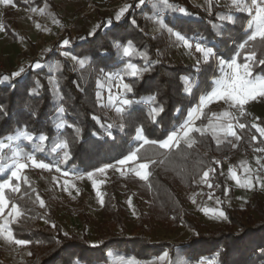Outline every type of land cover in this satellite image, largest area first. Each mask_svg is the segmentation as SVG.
<instances>
[{
	"label": "trees",
	"instance_id": "trees-1",
	"mask_svg": "<svg viewBox=\"0 0 264 264\" xmlns=\"http://www.w3.org/2000/svg\"><path fill=\"white\" fill-rule=\"evenodd\" d=\"M13 1L20 6L51 5L50 0ZM179 7H183L187 14L178 11ZM157 13L163 14L167 27L174 32L208 46L217 56L227 60L233 57L237 46L245 38L249 19L243 11L230 13L234 22L221 19L215 12L209 13L187 0H168V6L164 5L163 0H153L151 5L146 3L140 12H128L119 21L116 20L118 12L115 10H106L102 20L93 21V16H84L76 21V36L66 46L69 57L55 54V49L51 47L43 58L22 67L24 72L20 76L13 77L14 72L8 70L0 71V140L25 127L36 136L43 134L47 136V141L44 150L38 152L36 157L47 163L60 160L54 146L66 140L69 158L59 164L61 171L85 174L123 159L137 143L134 137L139 127L143 128V135L149 140L165 139L184 122L189 110L197 105L199 94L211 88L217 71L212 67L211 73H206L205 67L201 70L199 66L181 61L177 63L171 55L166 54V45L158 42L165 37L156 39L145 28L146 16ZM70 24H65V27ZM129 42L134 52L131 57H125L122 47ZM252 47L250 45L241 53V61ZM255 51L256 60H264V48L256 45ZM78 60H84L85 67L78 69ZM36 62H42V67H31ZM127 63L140 67L147 63L150 68L138 77L125 75L124 82L129 83L132 90L123 92V96L131 103L124 106L122 113L115 112L113 122L106 113L113 106L102 105L97 99L98 88L94 79L112 83L108 75L123 73ZM203 75L205 81L201 80ZM253 75L264 77V64L255 63ZM4 77L9 79L5 80ZM153 107H162L163 111L153 117L150 111ZM239 121L246 127L243 130L236 127L237 134L242 137L243 133L252 132L257 143L264 148V136L252 127L253 123L245 117ZM195 123L198 126L207 121L199 118ZM57 125L62 126L58 128ZM259 125L264 127V117L259 119ZM194 138L196 143L192 148L181 144L179 150L171 153L151 144L144 145L140 156L155 159L158 163L150 165L148 182L130 179L136 181L132 184L139 195L143 192L148 194L147 197L143 196V202L146 198L150 200L145 201L146 209L135 204L139 224L146 225L149 223L146 220H151L157 214L156 221H161L165 228L170 226L171 221L174 222V229L181 224L186 225L191 231L186 239L175 244L152 242L142 233L129 234L126 225L114 220L113 223H118L120 227L114 232L110 228L112 234L91 242L81 217L76 219L77 224L74 221L75 224L68 231L59 226L56 234L47 232L40 225L43 220L55 221L48 208L52 199L40 192L34 181L27 177L21 194L14 202L24 215L10 223L17 239L30 241L28 246L32 255L20 264H115V261L123 258L149 262L167 249L171 250L169 264H173L176 254L187 261L205 259L211 264H264V177L258 176V169H264V156L254 153L248 158L240 156L241 152L234 155L232 162L249 166L254 171L251 175L254 186L248 189L251 194L245 205H237L233 201L228 203L227 199L234 190L227 178L228 168L224 163H214L213 157L219 155L228 158L240 146V140L228 137L217 146L209 132L203 137L194 133ZM232 144L236 147H232ZM18 147L24 152H32L36 144L21 141ZM53 151L55 153L51 155ZM11 152L12 149L4 157L3 163L11 157ZM161 160L164 163H159ZM208 168H215V172H211L213 187L209 188L208 193L219 201L227 216L226 221L216 228L202 225L196 214L186 210V205L191 201L183 193L186 186L197 191L202 172ZM8 175L6 171L4 176ZM37 195L44 201V207L40 206ZM106 195L107 200L110 194ZM108 199L112 201V194ZM117 200L119 209L114 214L129 216L130 211L120 204L119 197ZM111 206V203L105 202L104 207ZM144 229L150 230L149 226ZM2 257L0 250V264H19Z\"/></svg>",
	"mask_w": 264,
	"mask_h": 264
},
{
	"label": "rangeland",
	"instance_id": "rangeland-1",
	"mask_svg": "<svg viewBox=\"0 0 264 264\" xmlns=\"http://www.w3.org/2000/svg\"><path fill=\"white\" fill-rule=\"evenodd\" d=\"M50 1L51 5L47 4L43 6H38L36 4L29 6H20L14 1L12 5H4L2 2H0V28L3 29L0 30V71L8 70L10 72L15 73L25 65H30L35 59L43 58V54L47 51V49L51 47L55 49V54L58 53L64 55V53H66V46H63V41H72L76 36L75 23L76 21H78L76 20V18L87 10L89 0ZM152 1L153 0H142L141 3L140 0H109L108 3L107 0H102L100 1L101 3L97 4V6L106 10L119 6L120 8L115 10L117 12H119L120 9L125 7L126 5L130 6L128 7L127 12L124 14L126 15L128 12H140L146 3L147 5H151ZM187 1H189L195 6H200L202 9L208 10L209 13L215 12L217 15H219V17H230L231 12L241 11L233 6L232 0ZM180 9L184 10L183 7H179V10ZM106 10L103 11L96 9L92 14L88 16H93V21L102 20L103 14ZM145 19V28L148 32L152 33L156 37V39L161 36L165 37L163 41L160 38L158 42L160 44L163 43L166 45V54L171 55V58L175 62L178 63L181 61V63L184 64H192L193 66H199L201 67V70L205 67L206 73H211L210 71L213 67L217 71L215 78L219 75V59L223 58L224 60H227L225 59V57L217 56V54L214 52L215 55L209 58L207 62H205L201 54L195 51V43L197 42L192 41L194 46L191 50H189L181 46L180 42L176 41L175 37L171 35L168 31L171 28L169 26L167 27L162 13H160L159 15L157 13L151 16H146ZM61 20H64L66 23L71 24L68 27H65V24L62 23ZM157 20L161 21V23H157ZM37 25H39V27H37ZM204 46L209 48L206 45ZM64 56L69 57V55ZM198 60L200 61L199 63H197ZM40 64H42V62H40ZM83 67H85V65L81 66L77 61V68L81 69ZM201 80H206L205 75L201 76ZM94 83L98 88L97 94L99 93L102 97V99L99 100L100 103L102 105H110L108 104L107 100V89L109 87H112L113 93H115L117 91V89L113 87L115 82L113 81L112 83H104L99 81L98 79H94ZM205 93L203 92L199 94L196 104L199 103L201 96ZM120 94L122 98H125L123 96L122 90L120 91ZM111 106H113V109H110L109 112L106 113L113 121L114 114L116 112L115 107L119 106V104H114ZM224 111L232 112L234 115H236L237 120H240V118L245 117L250 120L253 124H256L260 127L259 119L261 117H264V99H258L249 102L245 106V114L242 116L239 115L235 109L230 108L229 105L226 104L224 101L213 102L203 110L204 116L200 117V119L202 118L203 121L206 120L207 123H201L198 124V126L203 127L209 124V122H211L212 124L226 123L227 121L217 120V118L213 117L212 115V113H216L217 115H219ZM208 114L211 115L207 119ZM232 122L234 125H236L237 123L236 120H233ZM207 132L211 134V129H209ZM243 134L240 139V146L235 149V152L230 153V156L228 158H223L219 155H215L213 157V160L218 161L219 164H226L228 168L227 178L229 183L234 188L233 193L231 192L232 196L227 199V202L230 203L231 201H233L237 205H245L251 193L248 188H242L237 186L235 181L231 178V164L238 165L241 168V178H243V176L245 175L242 168V166L244 165H239L237 163L232 162V158L235 154H237V152H241L240 156H248V158H250L254 153L259 154L260 157L264 156V153L255 151L256 148L262 147H260L259 143H257V138L255 140L252 139V132H250L249 134ZM220 139H225L222 133L220 134ZM54 153L55 151H53L51 155ZM139 161L145 162L144 160ZM7 163L9 162L5 161L4 164L7 165ZM114 164L116 165L118 164V162L109 163L106 165ZM106 165H103L91 172L80 174V176H78L77 178H73L71 175L65 177L63 174L59 176L40 178L36 176L37 168L29 166V168L24 171L23 175L31 178V180L34 181L35 186H37L40 192H42L47 198L52 199L50 201L51 206H49L48 208L52 213L50 215L55 219V221L46 222L43 220L41 221L40 227L47 232L56 234L58 232L59 226H62L64 230L68 231L71 229L70 227L75 224L74 221L76 222V219L81 217L86 228V234L91 242H96L102 236L112 234L110 228L114 232L117 227H120L118 223H113L114 220L126 225L127 232L129 234L142 233L144 236H147L149 239H151L152 242L156 243L165 242L175 244L186 239L189 236L191 231L187 228L186 225L181 224L177 229H174L172 228L174 227V222L171 221L169 224L170 226H168V228H165V226H162L163 224L161 221H156L158 218L157 214L154 215L149 221L144 219L149 222L146 225H141V223L139 224V221L136 220L137 211L135 208V204L138 203L137 205H139L143 209H146L147 206L145 205V203L149 202L150 200L146 198V200H144L143 202V198L147 197L148 194L146 192H143L139 195L135 189V185L132 184V182L135 183L136 181L130 180L135 178L139 179L135 175L134 171L127 170L131 167L135 168V166L129 164L121 165V168L118 170V168L116 167L105 168ZM246 167L249 168V166ZM100 168H105V171H98V169ZM249 169L250 171L247 173V175L253 176L254 171H252L251 168ZM89 173L93 174L91 179L88 176ZM175 179L178 180L177 177ZM209 180L211 182V172L209 174ZM65 181H68V184H65ZM93 181L96 182L99 191L103 196V205H101L99 202V197L97 196V188L93 186ZM14 183L20 184V192L11 193L10 191L6 190L5 193L8 197H11L12 195V197L10 198L9 206L5 209V218H8L10 220V223L11 218L8 217V211L10 210L12 203L15 202L17 196L21 194L23 190L24 181H15ZM197 189V191H193L190 190L188 186H186V189H184L183 193L188 197V201H191L190 203H188V205H186V210L188 212L191 211L196 214V216L202 222V225H205L208 228H216L217 226L221 225L222 222L226 221V219L218 218L217 216L213 215V211L222 210L221 204L218 203L216 198L211 197V195L208 193L209 187L206 184L201 183V185H199ZM106 193V196H108V194H112V201L108 199L110 195L106 200ZM117 197L120 198V204L126 206L127 209L130 211L129 216L126 214L123 216L121 215V217L114 214L116 210L119 209V206L116 204L118 203ZM129 200L131 201V203H129ZM193 200H195V203H193ZM107 201L113 206H111L110 208L104 207L105 202ZM203 208H207L212 211H210L208 214H205L204 211L201 210ZM53 225L55 227H53ZM146 226H149V231H145L144 228ZM0 250H2L3 252V259L19 264L29 256L28 245H13L3 240V238H0ZM170 251V249L165 251L166 253H168V258L167 261L164 262V264H169L168 262H170ZM157 258L158 257L154 258L149 262L144 261V263L160 264V262L157 261ZM129 260L131 259L123 258L115 261V264H125V262ZM173 260V264H187L189 262L186 259H181L177 254L176 256H174Z\"/></svg>",
	"mask_w": 264,
	"mask_h": 264
},
{
	"label": "snow or ice",
	"instance_id": "snow-or-ice-1",
	"mask_svg": "<svg viewBox=\"0 0 264 264\" xmlns=\"http://www.w3.org/2000/svg\"><path fill=\"white\" fill-rule=\"evenodd\" d=\"M4 5H12L13 0H0ZM142 3V0H140ZM165 6H168V0H163ZM233 6L238 8L239 10L245 12L249 17L246 24V36L242 40L241 43L237 46L236 52L230 60H224L223 58L219 59L218 64V73L219 75L212 81V86L209 91L203 94L199 100V103L189 110L187 117L184 122H182L178 128L174 129L170 132L165 139L162 141L149 140L143 135V128H137L136 136L134 137V141L137 143L134 147H132L129 153L118 161L120 165H127L131 162H136L143 159L145 162H140L136 164L135 168L129 169L130 171H134L135 175L142 181L148 182L149 176L151 175L149 168L151 164L158 163L157 160L149 158L147 156L141 157L140 152L144 145H154L159 149L165 150L166 153H171L173 150H179L181 144H184L187 148H192L196 143V139L193 137V133H198L201 137H203L206 132L211 129V134L213 139H215L217 146H219L222 141L220 139V134L222 133L225 138L233 137L236 141L241 139V136L237 134L235 128L238 126L240 130L245 129L246 125L244 123L239 122L237 120L236 115L232 112L224 111L217 115L216 113H212L213 117H216L217 120L227 121L226 123H217L209 124L200 127L197 126L195 121L203 116V110L209 106V104L217 101H224L229 105L230 108L235 109L239 115L245 114V106L251 102L258 99H264V77H256L253 75V67L255 63L264 64V60H256V51L255 46L258 45L261 48H264V0H232ZM128 7L125 6L120 9L118 14L116 15V20L119 21L120 18L127 12ZM184 14H187L185 10L180 9ZM221 19H228L231 22H234L231 17H221ZM111 24V21L108 22ZM157 23H161V21L157 20ZM163 26V25H162ZM39 27V25H37ZM0 30H3L0 28ZM171 35H173L176 41L180 42L181 46L186 49L191 50L193 48V43L189 38H186L182 34L178 32H174L172 29L168 30ZM69 44L68 40L63 41V46H67ZM252 45V49L249 50V54L244 56L243 60H240L241 53H243L246 49H249V46ZM195 51L200 53L203 60L207 62V60L213 57L215 54L211 48H207L201 43H195ZM134 49L131 45V42L128 43L127 46L122 47V54L125 57H131L133 55ZM64 55H68V53H64ZM146 59V57H141ZM200 61L198 60L197 63ZM78 63L83 66L85 64L84 60H78ZM59 65L57 64V67ZM31 67L35 69H39L42 65L37 62ZM150 66L145 63L143 67L139 65H135L132 63H127L125 65V69L123 73L117 74H109L108 79L114 81L113 87L117 89L115 93H113L112 87L107 89L108 96V104L114 105L119 104V106L115 107V111L117 113H122L124 111V107L129 105L131 101L126 98H122L120 91L123 92H131L132 88L129 83L124 82L125 75L131 77H138L142 72L148 71ZM24 72V69L21 68L19 71L13 73V77L20 76L21 73ZM3 79L8 80V77H4ZM97 99H102L101 95L97 94ZM154 101V98H152ZM63 109H61V112ZM151 115L155 117L159 112L163 111V108L153 107L151 108ZM233 120H236V125L233 124ZM62 125H57V127H61ZM70 126V125H63ZM108 127H111L109 125ZM253 128H256V131L260 133L261 136H264V127H259L256 124L252 125ZM77 131H79L77 129ZM253 140L256 139L255 136L252 137ZM27 142L29 144L35 143L36 147L33 148L32 152H24L19 149L18 142ZM47 141V136L41 134L36 136L27 131V128L17 129L13 135H10L5 138V140H0V155H2L3 150L7 148H11L12 156L9 157L10 163L5 165L2 160H0V238H3L6 242L17 245V246H26L30 243V241H26L23 239H17L10 228V220L5 218V209L8 208L10 197L6 196V190L11 193H19L20 192V184L14 183L13 181H27V177L23 175L24 171L29 168V166L37 169H45L48 171H52L55 168L56 172H61V168L59 167L60 163L65 162L69 158L68 143L67 141H60L54 147L58 153H61L60 160L53 164L44 162V160H37L36 154L44 150V143ZM231 143V141H229ZM16 146V147H14ZM232 147H236L235 144H232ZM255 151L264 153V148H256ZM159 163H164L163 160L159 161ZM214 163H219L215 161ZM257 163H259V158H257ZM114 167L113 165H106L105 168ZM105 168H100L98 171L104 172ZM243 172L245 175L241 178L240 175L237 174L236 171L230 169V176L235 181L236 185L242 188L251 189L253 185V177L247 175L250 169L246 166H242ZM5 171L9 172L7 177L4 176ZM210 172H215V168H208L202 172L200 177V182L206 184L209 188L213 187V184L209 180ZM65 177L69 176L70 173L64 171L62 173ZM92 173H89L88 176L91 179ZM65 184H68V181H65ZM93 186L97 188V196L99 197V202L103 205L104 200L103 196L99 191L98 185L95 181H93ZM151 187V184L148 185ZM37 200H39L40 206L44 207V201L40 199L37 195ZM129 203L131 201L129 200ZM195 203V200H193ZM219 203V201H218ZM205 214H208L210 209L203 208L201 209ZM24 215V212L21 210L20 206L16 203H12L10 210L8 211V217L11 218V221H16L20 217ZM213 215L218 218L227 219V216L222 210L213 211ZM53 227H55L53 225ZM96 245H93L95 247ZM28 255H32L31 252ZM168 253H163L160 257L157 258V261L160 264H164L167 261ZM125 264H138L137 261L131 259L126 261Z\"/></svg>",
	"mask_w": 264,
	"mask_h": 264
},
{
	"label": "built area",
	"instance_id": "built-area-1",
	"mask_svg": "<svg viewBox=\"0 0 264 264\" xmlns=\"http://www.w3.org/2000/svg\"><path fill=\"white\" fill-rule=\"evenodd\" d=\"M98 1L99 0H89L88 2V5H87V10L84 11L79 17L76 18V20L84 17V16H87V15H90L92 14L96 9H99V10H106V9H102L100 8L99 6H97L98 4ZM122 6V5H121ZM119 6L117 7H113V8H109L107 10H116L118 9ZM61 32V31H60ZM15 147V146H14ZM11 151V148H5L3 150V153L2 155H0V160L3 161L4 157H6L9 152ZM60 155L61 153H58L57 152V157L60 158ZM50 163H53L55 164L56 162L55 161H52ZM228 164V163H227ZM230 168H232L234 171L237 172L238 175H241L242 174V170L241 168L238 166V165H234V164H231ZM62 171L61 172H56L55 171V168H53L52 171H48V170H45V169H37L36 170V176L38 177H50V176H59V175H62ZM73 178H77L78 176H80V174H77V173H71L70 174ZM258 176L263 178L264 177V169L262 167H260L258 169ZM168 250V249H167ZM169 253V251H168ZM135 261H137L139 264H145L143 260H140V259H136V258H133ZM187 264H211L209 261L205 260V259H199V260H192V261H189Z\"/></svg>",
	"mask_w": 264,
	"mask_h": 264
},
{
	"label": "crops",
	"instance_id": "crops-1",
	"mask_svg": "<svg viewBox=\"0 0 264 264\" xmlns=\"http://www.w3.org/2000/svg\"><path fill=\"white\" fill-rule=\"evenodd\" d=\"M61 22L64 23V24H67L64 20H61ZM48 45H49V44H48ZM40 53H41V52H40ZM26 152H29V151H26ZM11 154H12V152L10 153V155H11ZM36 159H37L38 161H39V160H42L40 157H38V158L36 157ZM6 161L9 162V163L11 162L9 158H8ZM44 162H45V161H44ZM139 162H140V161H139ZM139 162L136 161V162H133V163H129V165L136 166V164H138ZM4 163H5V162H4ZM9 163H7V164H9ZM113 166H114L113 168L116 167V168H118V170L121 168V165H120V164H116V165L114 164ZM132 168H133V167H131L130 169H132ZM127 170L129 171V169H127ZM117 173H118V172H117ZM118 174H119V173H118ZM54 179H56V178H54Z\"/></svg>",
	"mask_w": 264,
	"mask_h": 264
}]
</instances>
